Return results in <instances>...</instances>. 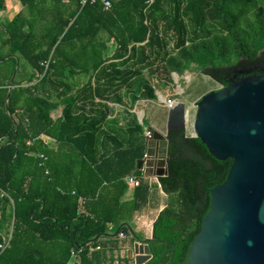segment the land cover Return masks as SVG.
I'll return each instance as SVG.
<instances>
[{
	"label": "trees",
	"instance_id": "obj_1",
	"mask_svg": "<svg viewBox=\"0 0 264 264\" xmlns=\"http://www.w3.org/2000/svg\"><path fill=\"white\" fill-rule=\"evenodd\" d=\"M19 1V14L0 18V264H70L73 252L80 264H94L90 248L127 231L123 223L149 203L145 181L125 201L126 178L142 177L137 163L146 152L169 158L149 264H189L211 190L226 181L233 161L215 159L185 127L171 130L170 140L147 142V125L122 127L93 100L144 72L161 78L144 81L136 100H154L172 73L183 76L193 65L221 87L241 71L264 69V0H109L108 10L103 0ZM12 10L0 0V11ZM77 72L90 80L71 97ZM52 91H62L65 106L57 121L50 112L58 105H40L37 96ZM89 102L94 109L86 111Z\"/></svg>",
	"mask_w": 264,
	"mask_h": 264
},
{
	"label": "water",
	"instance_id": "obj_2",
	"mask_svg": "<svg viewBox=\"0 0 264 264\" xmlns=\"http://www.w3.org/2000/svg\"><path fill=\"white\" fill-rule=\"evenodd\" d=\"M230 86L203 96L196 104L195 137L219 161L232 160L226 181L211 190V206L202 230L192 243L189 264H264V73L241 71ZM186 103L169 112L166 134L185 127ZM186 128V127H185ZM144 161L138 162L141 170ZM169 158L160 161V177L168 173ZM135 242L129 254L135 264H149L153 255L148 240L131 227Z\"/></svg>",
	"mask_w": 264,
	"mask_h": 264
},
{
	"label": "crops",
	"instance_id": "obj_3",
	"mask_svg": "<svg viewBox=\"0 0 264 264\" xmlns=\"http://www.w3.org/2000/svg\"><path fill=\"white\" fill-rule=\"evenodd\" d=\"M11 2L13 3L12 11H0V18L2 20L12 19L22 11L23 7L19 0H11ZM115 49L116 44L114 42H111L109 44L108 56H111L114 53ZM111 62L112 61H108V64H110ZM78 72L76 74L72 73L70 76L71 92L69 96L71 97L77 96L79 90L90 80L89 77H84L83 75L78 74ZM175 75L179 76L177 73H172L171 79L173 82V78L175 79ZM42 77L43 76H39L40 79ZM155 78L160 79L161 77H159L158 74H155V76H153L150 73L148 74L147 72H144L143 76L134 78L133 80H131L129 85H124L117 92L107 94L103 99L96 97L95 100H93V103L96 104V107L100 106L99 103L105 105L104 108L109 113V119H117L119 121V125L122 127H126L135 121L139 125L141 123L143 124L144 111L142 110V108L143 106H146L147 104L153 102V100H136V98H138L140 95L143 82L150 81L152 83H155ZM53 80H57L56 76L53 77ZM92 81L94 83V79ZM36 83L38 82L36 81L32 84H26V87H29ZM121 84V80L118 79L116 81V85ZM61 93L62 91H52L48 93L40 92L39 94H37V96L39 95V98L41 100L40 105H47L48 108H50L51 105H58L50 112L53 121H57L63 116L65 106L61 103L62 99H59ZM162 93L163 92L159 89L155 90V96L158 95L159 98L163 97ZM168 99H172V97H169V94ZM45 101H48L49 104H46ZM159 104L161 109V117H163L162 122H160L159 124L160 126L156 127L155 124H149L145 127V129L153 128L155 129V131L158 130L166 134L168 131L169 112L171 108L163 102H159ZM176 104L177 103L175 102V105ZM79 106H81V104H78V107ZM93 109L94 106H92L89 102L86 106V111H90ZM73 112L76 113L77 110L73 109ZM40 139L49 148L57 149V147L59 146L57 140L50 136L43 134L40 136ZM162 154L165 155L166 152L162 150ZM140 171L144 173L145 171L148 172V169L143 164V167ZM135 191L136 187L129 185V190L126 194L125 201L133 200ZM166 203L167 195L163 192V190L158 188L152 189L148 205L136 212L131 222H124L121 227H125L126 229H128L129 226L133 229V231L140 239L151 241L154 235V224L158 219L160 213L165 209ZM122 233L126 235L124 238L120 236L121 233H112L108 237H104L99 241L98 246L101 247V250H97L91 253V258L94 260V264H135L134 259H131V255L129 254L130 248L132 247V244L135 242V240L131 233H126L125 231H123ZM80 262L81 258L78 259V264H80Z\"/></svg>",
	"mask_w": 264,
	"mask_h": 264
},
{
	"label": "rangeland",
	"instance_id": "obj_4",
	"mask_svg": "<svg viewBox=\"0 0 264 264\" xmlns=\"http://www.w3.org/2000/svg\"><path fill=\"white\" fill-rule=\"evenodd\" d=\"M229 62L231 64H236L238 60L233 57ZM231 64L227 63L226 65ZM173 80L174 82L169 84V88L167 89V91H162V96L164 98H159L158 95H156V98L153 100V102L147 104L146 106H143V124L141 123L140 125L148 126L149 124H155L156 127L160 126L159 124L160 122H162L163 117H161V109L159 102H163L166 104V102L169 100V94V97H177L174 100L176 103L187 104L188 116L185 125L186 132L189 136L195 137L196 133L194 130V122L197 109L195 107L196 105L193 104H196L206 94L215 90H219L222 87L212 78L202 74L201 71H199V69L195 67V65H193L189 69V71H186L183 76L175 75V79L173 78ZM155 84L156 83H153V85Z\"/></svg>",
	"mask_w": 264,
	"mask_h": 264
},
{
	"label": "built area",
	"instance_id": "obj_5",
	"mask_svg": "<svg viewBox=\"0 0 264 264\" xmlns=\"http://www.w3.org/2000/svg\"><path fill=\"white\" fill-rule=\"evenodd\" d=\"M96 0H92V2H95ZM85 3V2H84ZM105 9L108 10L112 7V3L109 0H103ZM43 66L46 67V69L49 68V63H45L43 64ZM166 104L170 107L173 108L175 106V101L173 100H168L166 102ZM154 136H155V129L153 128H146L144 131V138L147 142H150L152 140H154ZM40 158L45 159L44 155H40ZM166 159V158H154V156H152L149 152H146L144 157H143V161H144V165L145 167H147L148 172H144L142 177H135V176H129L127 177V182L130 186L133 187H140L142 182L145 181L149 184L151 189H154L155 186L158 187V189H162L161 184H160V176L158 175V172L161 169H165V168H161L159 166V163L161 160ZM120 236L122 238H124L126 235L124 233H121ZM97 250H101L100 246L97 247H91L90 248V253H93L94 251ZM78 259H79V255L77 253L72 254V258L70 261V264H78Z\"/></svg>",
	"mask_w": 264,
	"mask_h": 264
},
{
	"label": "flooded vegetation",
	"instance_id": "obj_6",
	"mask_svg": "<svg viewBox=\"0 0 264 264\" xmlns=\"http://www.w3.org/2000/svg\"><path fill=\"white\" fill-rule=\"evenodd\" d=\"M253 72H254L255 74H262V73H264V69L255 68V69L253 70ZM239 77H240L239 74H236L234 78L238 79Z\"/></svg>",
	"mask_w": 264,
	"mask_h": 264
}]
</instances>
